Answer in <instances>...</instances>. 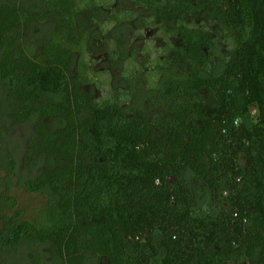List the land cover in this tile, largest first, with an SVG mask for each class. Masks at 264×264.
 Wrapping results in <instances>:
<instances>
[{"label":"trees","instance_id":"obj_1","mask_svg":"<svg viewBox=\"0 0 264 264\" xmlns=\"http://www.w3.org/2000/svg\"><path fill=\"white\" fill-rule=\"evenodd\" d=\"M128 5L150 14L144 25L165 45L146 66L122 55L126 89L94 100L95 60L72 68L99 49L100 18L137 16ZM51 20L54 37L29 47L32 28ZM0 50V124L8 136L33 127L29 154L7 158L9 176L39 167L23 188L49 200L41 222H4L0 264L32 243L52 264H264V0H0ZM139 76L155 114L128 111Z\"/></svg>","mask_w":264,"mask_h":264},{"label":"rangeland","instance_id":"obj_2","mask_svg":"<svg viewBox=\"0 0 264 264\" xmlns=\"http://www.w3.org/2000/svg\"><path fill=\"white\" fill-rule=\"evenodd\" d=\"M25 7H32L30 5L21 4ZM125 8L123 6L120 7ZM127 12H133V6H127L125 8ZM139 18H144L145 13L140 12L138 15ZM138 19V18H137ZM98 25L94 27V37L93 39L98 43L99 49L89 57L85 51H83L82 55L77 56V62L73 66V74H77L80 71V67L78 65V61L83 58V62H89L95 60L93 64L94 71L97 74V83L90 87V94L94 100H101L103 98L108 97L111 94L112 90H124L126 89L125 82L121 79L122 68L120 64H113L109 62H101L104 60L105 56H110L113 48V44H121L122 42L125 48H122V55H128L130 51H140L142 49V45L140 43L136 44V37H138L137 27H139L140 21L135 20L133 23L125 24L122 26H107L101 25L103 18H100ZM105 22V19H104ZM54 29H55V21L51 20L45 25L34 26L32 28V32L30 37L27 39V45L34 46L36 49L40 46L37 42L46 41L52 39L54 37ZM146 33L149 34V38L146 39L145 47L151 49V55L154 54V50L152 49V44L158 43V39L155 38V35L149 28L145 29ZM143 31V34L144 32ZM136 36V37H135ZM1 53V50H0ZM98 63V64H97ZM171 81V75H166L159 87L164 89V84L168 81ZM7 84H0V101H5L6 92L5 88ZM155 90L151 87L150 82L147 79V76L140 77L139 81L135 88V95L133 97L132 102L128 106L129 113H138L141 111H147V113H151V110H154L155 103ZM159 109L154 110L152 114L158 112ZM5 124V123H4ZM4 124H0V133L4 135V145L0 147V198L3 199L7 205L6 213L0 212V229L3 227L4 222L9 220L13 215L18 214L22 220L31 221L34 223L41 222L43 215L45 214L46 208L48 206V195L46 193H30L26 189L23 188V183L28 180H32L39 175L40 168L32 167V168H22L18 167L16 170L11 171V175L9 176V168H8V157L13 155L14 162H20L25 156L29 154L30 144L32 139V125H28L25 127H17L11 126L12 135L8 136L6 134V130ZM9 124V123H7ZM10 125V124H9ZM245 164V163H244ZM9 177V178H8ZM192 187L195 191L196 195V204L202 205L205 203V198L203 194H201L199 185L197 181H191ZM8 253V254H13ZM43 259V261H47L48 264H52V256L48 247L40 246L38 244H28L25 249L23 255L14 263V264H31L30 261L33 258ZM2 258V257H1ZM89 264H96L95 262H91Z\"/></svg>","mask_w":264,"mask_h":264},{"label":"flooded vegetation","instance_id":"obj_3","mask_svg":"<svg viewBox=\"0 0 264 264\" xmlns=\"http://www.w3.org/2000/svg\"><path fill=\"white\" fill-rule=\"evenodd\" d=\"M131 6H133V5H131ZM134 7V6H133ZM126 8V7H125ZM125 8H120L121 10H125ZM134 11H136V9H135V7H134ZM133 11V12H134ZM127 12V11H126ZM133 12H127V13H129V14H131V13H133ZM140 12H143V13H145V17L144 18H139V14H140ZM136 14H137V16L131 21V22H128V23H123L122 25H125V24H131V23H133L135 20H139L140 21V24H139V27H137V32H136V34L138 33V37H136L137 39H136V44L137 43H140L141 45H142V49L140 50V51H130L129 53H128V55H127V59L126 60H129L130 61V59H131V57L133 56V54H134V58H135V56H136V58L134 59V62H135V64L137 63V64H141V65H144V66H146L147 65V62L149 61V59L151 58V56H153V55H156V53H157V50H159L160 48H161V45H165V43H164V39L163 38H159V37H156L155 35H156V33L155 32H153L151 29V31L153 32V33H151L152 35H153V37L155 36V38H157L158 39V43H156V44H152V49L154 50V54L153 55H151V52H150V50L151 49H148V47H145L146 45H145V42L144 41H146V39H148L149 38V35H150V33L149 34H147L146 33V31H145V29H147V27H145V25H144V21L146 20V19H148L149 17H150V14L149 13H147V12H145V11H142V10H137L136 11ZM138 18V19H137ZM122 25H118V26H122ZM114 27H116V26H114ZM143 31H145L144 32V34H143ZM155 34V35H154ZM175 42V41H174ZM177 43V42H176ZM175 43V44H176ZM145 45V46H144ZM179 45V44H178ZM100 46V45H99ZM224 49L226 48L225 46L223 47ZM119 52H120V63H121V66H124V61H126V60H123L122 59V48L119 50ZM161 60H164L165 59V54L164 55H162L161 57ZM101 62H109V63H112V61H111V59H110V57L109 56H105V58H104V60H102V61H99V63H101ZM98 64V63H97ZM113 64H116V63H113Z\"/></svg>","mask_w":264,"mask_h":264}]
</instances>
